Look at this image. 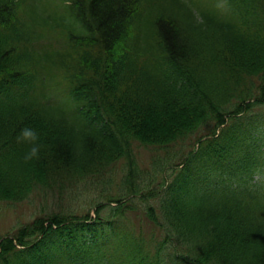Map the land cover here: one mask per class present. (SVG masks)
Wrapping results in <instances>:
<instances>
[{
	"label": "trees",
	"instance_id": "trees-1",
	"mask_svg": "<svg viewBox=\"0 0 264 264\" xmlns=\"http://www.w3.org/2000/svg\"><path fill=\"white\" fill-rule=\"evenodd\" d=\"M263 163L264 0H0V264H264Z\"/></svg>",
	"mask_w": 264,
	"mask_h": 264
},
{
	"label": "rangeland",
	"instance_id": "rangeland-1",
	"mask_svg": "<svg viewBox=\"0 0 264 264\" xmlns=\"http://www.w3.org/2000/svg\"><path fill=\"white\" fill-rule=\"evenodd\" d=\"M150 152L142 151L141 159L148 160ZM39 200L31 202L29 199L7 207L6 204L0 203V230H5L7 226L17 222L19 218L28 219L30 215L35 214L38 210Z\"/></svg>",
	"mask_w": 264,
	"mask_h": 264
},
{
	"label": "clouds",
	"instance_id": "clouds-1",
	"mask_svg": "<svg viewBox=\"0 0 264 264\" xmlns=\"http://www.w3.org/2000/svg\"><path fill=\"white\" fill-rule=\"evenodd\" d=\"M18 139L25 140L29 142V149L26 152L25 156L26 158H38L40 149L42 145L38 143L39 141V132L37 129L33 127H24L21 130L20 136H18Z\"/></svg>",
	"mask_w": 264,
	"mask_h": 264
}]
</instances>
